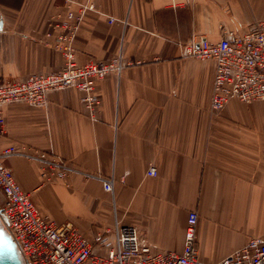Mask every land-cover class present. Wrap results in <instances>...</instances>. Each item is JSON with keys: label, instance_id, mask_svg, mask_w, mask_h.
I'll use <instances>...</instances> for the list:
<instances>
[{"label": "crops", "instance_id": "crops-1", "mask_svg": "<svg viewBox=\"0 0 264 264\" xmlns=\"http://www.w3.org/2000/svg\"><path fill=\"white\" fill-rule=\"evenodd\" d=\"M65 1L0 0V83L62 65L61 53L43 41ZM74 1L92 5L74 37L76 59L121 56L130 64L96 82V119L73 87L49 91L44 107L1 106L0 148L51 150L74 166L66 178L43 183L35 160L4 159L38 212L74 222L90 241L117 220L152 248L179 252L193 210L204 264L263 234L264 100L231 99L212 113L214 62L185 55L184 45L243 32L264 18V0ZM149 163L156 175L147 174ZM111 175L124 181L107 192L101 178Z\"/></svg>", "mask_w": 264, "mask_h": 264}, {"label": "built area", "instance_id": "built-area-1", "mask_svg": "<svg viewBox=\"0 0 264 264\" xmlns=\"http://www.w3.org/2000/svg\"><path fill=\"white\" fill-rule=\"evenodd\" d=\"M89 8L90 3L66 0L64 8L51 15L43 43L61 53L63 63L58 69L0 83V133L4 126L3 104L23 102L44 107L49 91L70 87L80 92L84 113L96 119L100 104L96 82L108 73L119 74L130 62L121 56L109 61L76 59L74 37ZM184 54L214 62L212 113L220 112L231 99L247 103L264 100V18L253 21L243 32L226 31L215 41L205 37L191 39L184 45ZM12 155L35 160L43 183L66 178L74 166L51 150L27 145L0 148V190L4 196L0 217L26 264H204L198 258L195 244L196 211L188 214L179 252L152 248L141 242L136 227L117 220L112 227L97 231L90 241L74 222L58 223L38 212L30 194L20 187L12 169L4 163ZM146 172L156 175L157 168L149 163ZM115 181L123 182L124 178L112 175L101 178L103 189L112 192ZM216 264H264V233L250 237Z\"/></svg>", "mask_w": 264, "mask_h": 264}, {"label": "water", "instance_id": "water-1", "mask_svg": "<svg viewBox=\"0 0 264 264\" xmlns=\"http://www.w3.org/2000/svg\"><path fill=\"white\" fill-rule=\"evenodd\" d=\"M0 264H23L22 256L11 235L0 227Z\"/></svg>", "mask_w": 264, "mask_h": 264}, {"label": "rangeland", "instance_id": "rangeland-1", "mask_svg": "<svg viewBox=\"0 0 264 264\" xmlns=\"http://www.w3.org/2000/svg\"><path fill=\"white\" fill-rule=\"evenodd\" d=\"M0 227H1L2 229H4V231H5L7 234H9V232L7 231V229L4 227V224H3V221H2V219H1V217H0ZM9 235H10V234H9ZM22 263H23V264H26L23 258H22Z\"/></svg>", "mask_w": 264, "mask_h": 264}]
</instances>
